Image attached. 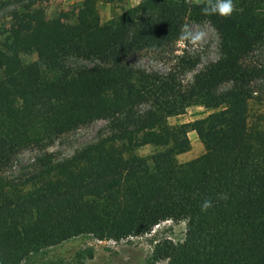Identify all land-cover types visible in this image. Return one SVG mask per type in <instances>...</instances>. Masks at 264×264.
Returning a JSON list of instances; mask_svg holds the SVG:
<instances>
[{"label": "trees", "instance_id": "trees-1", "mask_svg": "<svg viewBox=\"0 0 264 264\" xmlns=\"http://www.w3.org/2000/svg\"><path fill=\"white\" fill-rule=\"evenodd\" d=\"M112 2L81 0L75 21L61 26L31 1H8L9 31L0 30V264L80 235L140 237L164 221L183 222V238L155 243L148 264H264V0H234L230 19L204 16L193 0H140L100 23L96 5ZM188 22L214 31V59L197 69L196 58L175 55L164 73L129 64L139 51L171 54ZM192 106L208 113L167 123ZM94 122L104 123L94 142L61 161L47 152ZM189 132L202 153L180 163ZM143 147L152 151L139 155ZM24 149L37 154L10 176ZM206 198L213 207L202 212Z\"/></svg>", "mask_w": 264, "mask_h": 264}, {"label": "rangeland", "instance_id": "rangeland-1", "mask_svg": "<svg viewBox=\"0 0 264 264\" xmlns=\"http://www.w3.org/2000/svg\"><path fill=\"white\" fill-rule=\"evenodd\" d=\"M9 0H0V30L5 34L9 31L8 11L12 7ZM33 2L32 8L36 9L44 19H57L63 26L73 23L79 14L81 0H25ZM140 0H113L112 3H98L96 10L99 22L103 23L121 11L135 5ZM195 2V0H193ZM194 28L203 29L206 39L199 48L182 47L177 41L172 46L171 54H158L149 51H139L128 58L132 66L143 68L147 71L164 73L173 64L172 56L187 54L198 60L197 69L209 60L216 57L217 37L211 27L206 23H186ZM260 59L264 61V44L258 52ZM24 61H32L34 55L22 56ZM193 71L186 72L182 77L183 82H189ZM250 107L255 109L256 104L251 101ZM260 111L264 115V99ZM208 113L200 106H192L185 110L182 115L169 117L167 123L177 125L184 122L201 118ZM103 122H94L79 127L78 129L58 137L53 144L47 148V152L53 154L55 161H61L70 157L73 153L94 142L99 138V131ZM190 149L176 157L182 163L197 157L202 153V147L193 133L187 134ZM150 147L140 148L139 155H147L151 152ZM32 149H24L19 152L11 162L8 170L10 176H18L24 171L36 155ZM185 231L183 222L173 223L164 221L154 226L152 230L140 237H131L119 242L98 241L88 235H80L70 238L60 244L41 249L27 255L20 264H148L153 245L164 239L173 243L181 242ZM164 264V263H158Z\"/></svg>", "mask_w": 264, "mask_h": 264}, {"label": "clouds", "instance_id": "clouds-1", "mask_svg": "<svg viewBox=\"0 0 264 264\" xmlns=\"http://www.w3.org/2000/svg\"><path fill=\"white\" fill-rule=\"evenodd\" d=\"M192 3V0H188ZM201 6L204 16H219L223 19H230L238 11L234 0H195ZM207 33L203 29L194 28L191 24H182L177 37V43L182 47L199 48L206 39ZM213 207V201L206 198L202 201L201 211L207 212Z\"/></svg>", "mask_w": 264, "mask_h": 264}, {"label": "crops", "instance_id": "crops-1", "mask_svg": "<svg viewBox=\"0 0 264 264\" xmlns=\"http://www.w3.org/2000/svg\"><path fill=\"white\" fill-rule=\"evenodd\" d=\"M190 133H193V132H190ZM194 134V133H193ZM183 154V153H182Z\"/></svg>", "mask_w": 264, "mask_h": 264}]
</instances>
